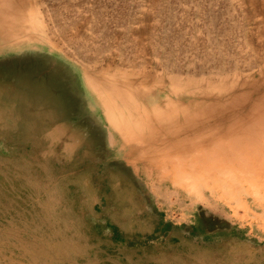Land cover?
I'll return each mask as SVG.
<instances>
[{
    "label": "rangeland",
    "instance_id": "obj_1",
    "mask_svg": "<svg viewBox=\"0 0 264 264\" xmlns=\"http://www.w3.org/2000/svg\"><path fill=\"white\" fill-rule=\"evenodd\" d=\"M263 130L264 0H0V264H264Z\"/></svg>",
    "mask_w": 264,
    "mask_h": 264
},
{
    "label": "bare ground",
    "instance_id": "obj_2",
    "mask_svg": "<svg viewBox=\"0 0 264 264\" xmlns=\"http://www.w3.org/2000/svg\"><path fill=\"white\" fill-rule=\"evenodd\" d=\"M225 104H226V103H225ZM227 105H228V102H227ZM223 110H224V109H223ZM197 111H198V110H197ZM200 111H201V110H200ZM208 111H209V110H208ZM200 113H201V112H200ZM200 113H199V115H201ZM191 117H192V116H191ZM185 118H186V117H185ZM204 119H206V118H204ZM204 119H203V120H204ZM241 119H242V118H241ZM183 120H184V118H183ZM200 120H201V119H200ZM219 120H220V119H219ZM235 120H236V119H235ZM243 120H244V119H243ZM248 120H249V119H248ZM179 121H180V120H179ZM185 121H187V120H185ZM191 121H192V120H191ZM195 121H196V120H195ZM254 121H255V120H254ZM256 121H257V120H256ZM197 122H198V121H197ZM203 122H204V121H202V123H203ZM202 123H201V125H202ZM252 124H253V123H252ZM192 125H193V124H191L190 130H192ZM194 125H195V124H194ZM194 125H193V127H194ZM204 125H205V122L203 123L202 126H204ZM188 126H190V124H189ZM250 126H251V125H250ZM251 127H253V125H252ZM201 128H202V127H201ZM199 129H200V128H199ZM263 131H264V130H263ZM213 132H214V131H213ZM216 132H217V131H216ZM260 132H261V131H260ZM261 135H262V134H261ZM245 136H246V135H245ZM256 136H257V135H256ZM263 136H264V135H262V137H263ZM246 137H247V136H246ZM161 138H162V137H161ZM187 140H188V139H187ZM159 141H160V140H159ZM159 141H158V142H159ZM219 142H221V141H219ZM239 142H240V141H239ZM221 143H222V142H221ZM176 148H178V147H176ZM181 149H182V147H180V150H181ZM174 150H176V149H174ZM183 151H184V150H183ZM195 151H196V150H195ZM195 151H194V152H195ZM197 151H198V149H197ZM173 152H175V151H172V153H173ZM182 154H183V152H182ZM225 154H226V153H225ZM186 155H189V152H186ZM191 157H192V156H191ZM191 157H189V158H191ZM195 161H196V160H195Z\"/></svg>",
    "mask_w": 264,
    "mask_h": 264
},
{
    "label": "crops",
    "instance_id": "obj_3",
    "mask_svg": "<svg viewBox=\"0 0 264 264\" xmlns=\"http://www.w3.org/2000/svg\"><path fill=\"white\" fill-rule=\"evenodd\" d=\"M118 235V239L116 238ZM112 238L114 240H119V241H123L125 239V237L119 232L117 231L116 229L113 228V231H112Z\"/></svg>",
    "mask_w": 264,
    "mask_h": 264
},
{
    "label": "trees",
    "instance_id": "obj_4",
    "mask_svg": "<svg viewBox=\"0 0 264 264\" xmlns=\"http://www.w3.org/2000/svg\"><path fill=\"white\" fill-rule=\"evenodd\" d=\"M116 238H117V239L119 238V237H118V235H117V237H116Z\"/></svg>",
    "mask_w": 264,
    "mask_h": 264
}]
</instances>
